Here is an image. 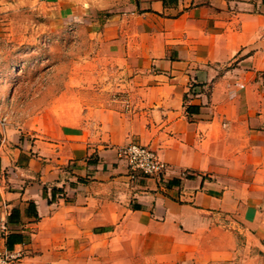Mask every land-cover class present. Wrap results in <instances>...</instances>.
Masks as SVG:
<instances>
[{
    "label": "crops",
    "instance_id": "1",
    "mask_svg": "<svg viewBox=\"0 0 264 264\" xmlns=\"http://www.w3.org/2000/svg\"><path fill=\"white\" fill-rule=\"evenodd\" d=\"M79 9L85 59L66 77L60 61L23 81L0 68V253L264 264V0H85L70 21ZM129 142L163 177L130 172Z\"/></svg>",
    "mask_w": 264,
    "mask_h": 264
},
{
    "label": "rangeland",
    "instance_id": "2",
    "mask_svg": "<svg viewBox=\"0 0 264 264\" xmlns=\"http://www.w3.org/2000/svg\"><path fill=\"white\" fill-rule=\"evenodd\" d=\"M70 2L85 8V0H0V68L6 78L23 81L39 69L52 75L48 67L55 61L64 78L71 61L85 59L88 15L79 9L70 21Z\"/></svg>",
    "mask_w": 264,
    "mask_h": 264
},
{
    "label": "built area",
    "instance_id": "3",
    "mask_svg": "<svg viewBox=\"0 0 264 264\" xmlns=\"http://www.w3.org/2000/svg\"><path fill=\"white\" fill-rule=\"evenodd\" d=\"M5 121L6 116L0 115V123L4 124ZM116 150L117 154L125 160L130 172L141 176L163 177L167 164L149 146L129 142L117 147ZM20 258V252L4 251L0 253V264H14Z\"/></svg>",
    "mask_w": 264,
    "mask_h": 264
},
{
    "label": "trees",
    "instance_id": "4",
    "mask_svg": "<svg viewBox=\"0 0 264 264\" xmlns=\"http://www.w3.org/2000/svg\"><path fill=\"white\" fill-rule=\"evenodd\" d=\"M13 216H14V211H13V212H11V214H10L9 218L11 219Z\"/></svg>",
    "mask_w": 264,
    "mask_h": 264
}]
</instances>
